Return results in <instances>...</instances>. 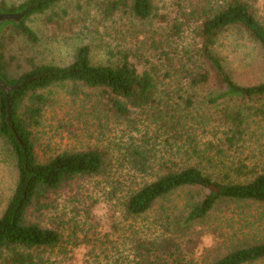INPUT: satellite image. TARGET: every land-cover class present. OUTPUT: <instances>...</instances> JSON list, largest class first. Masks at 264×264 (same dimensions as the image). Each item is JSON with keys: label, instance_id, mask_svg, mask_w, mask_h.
<instances>
[{"label": "trees", "instance_id": "1", "mask_svg": "<svg viewBox=\"0 0 264 264\" xmlns=\"http://www.w3.org/2000/svg\"><path fill=\"white\" fill-rule=\"evenodd\" d=\"M66 1H0L3 13L28 9L19 23L0 28V79L18 86L8 98L0 84V145L18 173L0 211V264H71V252L84 245L95 264L101 251L110 260L118 245L110 246L109 234L98 236L92 211L102 203L129 222L131 264H199L188 253L198 226V236H205L217 210L264 205V82L238 83L216 53L221 35L233 28L264 52L257 13L264 0H172L164 13L157 0H86L104 29L114 30L116 45L105 60L94 63L91 48L82 45L68 65H34L13 75L8 39L37 45L28 19ZM58 18L52 13L49 21ZM57 91L102 138L98 145L41 157L37 130ZM96 179L103 181L99 197L81 202L77 196L67 212L59 207L62 191ZM181 197L179 208L175 199ZM158 208L161 232L138 227ZM228 231L239 237L234 225ZM230 242L227 253L204 264L264 261V240Z\"/></svg>", "mask_w": 264, "mask_h": 264}, {"label": "rangeland", "instance_id": "2", "mask_svg": "<svg viewBox=\"0 0 264 264\" xmlns=\"http://www.w3.org/2000/svg\"><path fill=\"white\" fill-rule=\"evenodd\" d=\"M0 1L6 2L8 6H18L26 0ZM156 6L160 13H164L167 12L166 9L174 6V2L157 0ZM63 12L67 15L64 16ZM52 13L60 15L56 22L49 21ZM257 13L258 16L263 17L264 23V1H261L258 6ZM27 24L36 32L39 43L34 46L24 38L8 39L10 44L7 56L11 59L12 74L16 76L32 69L34 65H68L72 62L76 49L82 45H88L91 48L94 63H99L105 60L109 49H114L116 45L115 36L112 34L113 37H111L114 30L104 29L96 9L86 0L62 2L52 12L30 17ZM125 24L126 27L130 26L129 21ZM115 31H117L116 28ZM216 53L238 83L250 86L264 82V52L242 30L233 28L224 32L216 45ZM206 91L211 89L204 90L203 93ZM50 97L51 104L47 107L42 125L37 130L39 141L37 151L41 157L99 144L98 139L102 138L99 134L100 128L93 126L90 118L78 117V111L74 112L77 110L76 107L71 105L70 99L64 95L63 91H57ZM17 179L15 163L0 145V211L6 207L13 194ZM101 182H103L102 179H96L73 184L62 191L60 198H57L59 207H68L67 212L73 209L74 206L70 202L77 196L81 202L91 201L90 197H99L98 190L103 187ZM175 202L179 208L185 205L183 197L176 198ZM80 207L84 209L83 206ZM109 210V205L105 203L92 209L96 216L93 223L98 236L109 234L112 241L110 246L113 247L116 243L118 245L109 252L110 260H107L101 251L99 255H101L102 263H100L131 264L132 256L128 240L130 234H125V225L129 222L120 216V211L116 216H112L113 212ZM159 210L160 208L156 212H151L138 227H149L155 234H158V231L161 232L165 227L159 225L157 228L155 224V221H160ZM208 224L210 228L206 226L208 229L206 228L205 231L211 234L198 236L203 232L201 226H198L195 243L194 241L189 243L188 253H193V259L199 264L227 253L231 245L230 241L237 243L239 240V242L242 241L241 243L253 244L255 240H264V205L232 204L223 210H217ZM231 225L236 227L239 237L228 236L230 231L227 232V227ZM220 231L221 234L215 236V232ZM121 235L125 237L119 242ZM90 249V246L86 245L75 248L69 255L73 257L71 264H95L96 261L89 257ZM255 264H264V261Z\"/></svg>", "mask_w": 264, "mask_h": 264}, {"label": "water", "instance_id": "3", "mask_svg": "<svg viewBox=\"0 0 264 264\" xmlns=\"http://www.w3.org/2000/svg\"><path fill=\"white\" fill-rule=\"evenodd\" d=\"M28 9H25L23 12L19 13H3L0 12V28L5 22H17L19 23L27 14ZM0 84L2 85V88L7 91V96L9 98L10 91L15 90L18 88V86H12L8 87L4 82L0 79Z\"/></svg>", "mask_w": 264, "mask_h": 264}]
</instances>
